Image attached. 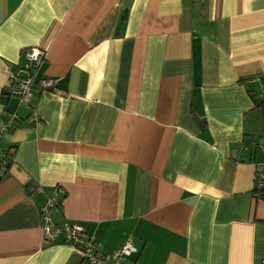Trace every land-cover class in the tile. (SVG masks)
<instances>
[{
    "label": "crops",
    "instance_id": "crops-1",
    "mask_svg": "<svg viewBox=\"0 0 264 264\" xmlns=\"http://www.w3.org/2000/svg\"><path fill=\"white\" fill-rule=\"evenodd\" d=\"M31 46L53 88L19 106ZM263 104L264 0H0V121L18 115L0 132V264H83L44 240L54 188L52 222L103 253L130 238L121 264H262Z\"/></svg>",
    "mask_w": 264,
    "mask_h": 264
},
{
    "label": "built area",
    "instance_id": "built-area-1",
    "mask_svg": "<svg viewBox=\"0 0 264 264\" xmlns=\"http://www.w3.org/2000/svg\"><path fill=\"white\" fill-rule=\"evenodd\" d=\"M25 64L10 74V84L8 93L14 97L19 106H26L32 96L33 91L47 90L53 88V82L50 79L39 77L38 69L44 60V52L36 47L31 46L24 49ZM28 121L31 124L39 122L36 112H33ZM18 122V115L15 112H5L0 121V132L9 131L15 128ZM3 153L0 152V167L4 168L2 161ZM255 187L257 190L264 191V161L255 167ZM29 193V190H26ZM33 192H40V188L36 187ZM32 193V192H31ZM57 197V188H54L47 195L45 202L40 207V221L43 229L45 242H51L55 235L62 233L65 242H73L80 244L77 249L82 255L83 264H121L129 256L137 252L136 247L128 238L125 243L111 254L103 253L100 250L98 242L89 237L78 224L69 225L66 222L62 227L54 225L51 216L56 205H59ZM126 264H132L127 262ZM264 264V259L262 260Z\"/></svg>",
    "mask_w": 264,
    "mask_h": 264
},
{
    "label": "trees",
    "instance_id": "trees-1",
    "mask_svg": "<svg viewBox=\"0 0 264 264\" xmlns=\"http://www.w3.org/2000/svg\"><path fill=\"white\" fill-rule=\"evenodd\" d=\"M263 107H264V104H263ZM0 152L3 153L2 161H3V166H4V168L0 169L1 170L0 178H1V177H4L7 174V171H8L9 167L12 164V157H13V154H14V149H12V148H8V149L7 148H0ZM29 193H31V192H29ZM58 204L60 205V198H59V203ZM59 205H56V209L57 208L59 209ZM64 222H66V221L62 220L59 224H57V225L54 224V225L62 227L61 225L64 224ZM67 223L69 225H71V223H69V222H67ZM66 243L72 245L75 248L80 247V244H78V243H73V242H66Z\"/></svg>",
    "mask_w": 264,
    "mask_h": 264
}]
</instances>
